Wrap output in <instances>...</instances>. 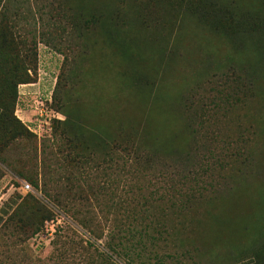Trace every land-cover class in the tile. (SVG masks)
<instances>
[{
    "label": "rangeland",
    "instance_id": "obj_1",
    "mask_svg": "<svg viewBox=\"0 0 264 264\" xmlns=\"http://www.w3.org/2000/svg\"><path fill=\"white\" fill-rule=\"evenodd\" d=\"M181 1L0 0V157L9 163L0 165V264H253L264 246V54L245 39L252 48L228 56L236 34L209 41L186 18L171 28ZM249 5L264 19L259 2ZM129 62L147 74L129 76ZM233 79L242 88L231 94ZM193 97L227 102L209 119L223 133L196 153L209 155L206 172L174 167L190 141L177 112ZM14 107L34 141L15 136ZM118 119L170 143L161 157L177 173L172 185L156 178L158 161L120 149ZM198 177L202 195L185 197Z\"/></svg>",
    "mask_w": 264,
    "mask_h": 264
},
{
    "label": "trees",
    "instance_id": "obj_2",
    "mask_svg": "<svg viewBox=\"0 0 264 264\" xmlns=\"http://www.w3.org/2000/svg\"><path fill=\"white\" fill-rule=\"evenodd\" d=\"M152 2L153 4H157L161 0H148ZM174 1V0H173ZM190 0H183L180 4H183L181 6L180 11H178V18L179 21L175 24L176 21L174 19H170V17H166V22L168 21V26L172 28L173 25H180V23L183 21V18H186L184 20L188 21L191 26H193L195 29L199 31V33L204 34L207 36L208 40H215L218 36H226L227 38L232 36L234 34L237 35V38L234 40H229L233 38H228L229 42H227L229 45H227V55L233 56V55H239L246 51L247 48H252L247 42H252L257 49L252 48L257 52V54L260 56L259 61H261V57L264 54L260 50V46H263L264 48V19L259 18V14L257 11L252 9L249 5L251 0H198V2L190 3ZM261 4V6L264 8V0H255ZM147 3V0H145ZM185 2V4H184ZM240 2V3H239ZM164 3V4H163ZM169 3H172V0H162V6L166 8V6H169ZM177 2H175L176 4ZM178 5V3H177ZM122 8V7H121ZM264 13V12H263ZM5 12L3 10L0 11V27L3 28V20H5ZM119 17V16H118ZM111 18V17H110ZM109 18V19H110ZM176 20V19H175ZM183 24V23H182ZM181 24V25H182ZM10 27V25H7ZM168 26H166L168 28ZM8 27V28H9ZM6 28V25L4 26ZM3 28V29H4ZM179 29V26H178ZM10 32L9 29L5 32ZM254 31V32H253ZM11 33V32H10ZM9 33V34H10ZM175 33H178L176 30ZM240 35V36H239ZM57 36V35H56ZM247 42H246V40ZM158 40V39H157ZM46 42H48V39H45ZM244 41V43H242ZM159 43V42H158ZM247 43L248 45L244 46V44ZM153 44H156L153 42ZM153 48L157 47L153 46ZM152 48V49H153ZM58 49V47H57ZM161 49V47H160ZM240 56V55H239ZM65 58V55H64ZM163 60V59H162ZM127 73H129V76H132L134 73H142L144 72L146 75V67H140L133 66L131 62H129ZM140 71V72H139ZM202 72H205V67H202ZM30 73V72H29ZM31 74V73H30ZM248 76V75H247ZM226 77V76H225ZM59 76L57 77L55 83L57 84ZM130 78V77H129ZM228 79V78H225ZM246 80L248 83L255 82V77L253 75H249ZM29 82L27 79H18L16 82ZM137 83L136 85L138 87H135L137 89L142 90L141 92H144L146 88H148V85L146 83V86H143L138 79H136ZM234 81V82H233ZM233 81L229 82L228 85L231 91V94L235 93L236 90L241 89V85H237V81L233 79ZM54 83V85H55ZM241 83V81H240ZM140 92V91H139ZM15 95V89L13 90V96ZM198 97V95H197ZM204 102V104H199L198 102ZM227 106V102H215L213 106L209 107L207 104H205L204 99L197 98H188L185 100V107L184 110L177 112L180 115V119L182 120V128H181V136L184 134L185 136L190 134V141L187 143L188 148L184 152V156L180 157L181 161L178 164H175L174 167L180 168L181 165L189 164L192 168V170L200 169L199 171H204L209 169L208 166V156L205 155L204 151H202L199 156H197V152L199 151L200 147L206 146L208 147L207 143H209L210 138L213 136H219L220 133H223V130L220 129L219 123L221 120L217 121V123L212 124L210 122V114H223L224 113V106ZM14 106V105H13ZM15 108V107H14ZM1 113V112H0ZM12 119L13 122V129L16 130L15 136L28 139L30 142L34 141V133L28 128V125L20 120L16 115L14 114V109H12ZM4 116V115H3ZM68 118V113L65 114V118L63 122H65ZM116 133L114 134L115 138L117 139L120 149L126 150L128 154L132 152L133 154L130 155L131 159L136 160L140 157L139 154L143 153V156L146 158V162L153 163L156 165V162L158 161V167H157V175L156 178L160 177V173L163 176H165V180L169 185H172V183L175 181L177 173H174V171H170L167 169V165L163 163V159L161 156H163L162 151L165 150V148L168 147L170 143H166V141H153L152 136H149V134H145V132H139L136 127L132 125V122H129L127 120H121L118 119V122L115 126ZM200 139V142H196V140ZM227 140V143H230L229 135L225 137ZM129 140V141H127ZM203 140L207 143L203 144ZM32 144V143H31ZM190 147V148H189ZM143 149V150H140ZM211 149H208V151ZM214 153V152H213ZM203 154V155H202ZM142 156V157H143ZM216 157L218 155H210V158ZM161 157V158H160ZM44 158H39L40 162H43ZM218 160V159H217ZM44 163V162H43ZM121 163H124V159L121 158ZM148 163L149 169H154L152 165ZM5 165L9 167L8 161L6 162V159L3 157H0V165ZM20 171L17 172V176H20ZM19 174V175H18ZM144 176V175H143ZM181 177L184 178V176L181 174ZM157 180V179H156ZM200 181V182H198ZM201 181L203 183H201ZM34 182V180H33ZM204 180L199 178L194 181L195 188L191 189L190 195H185V192L183 191L182 194L185 195V197L189 196V199H191V195H202V190L204 189ZM200 183V184H199ZM35 184V182H34ZM198 184V185H196ZM188 199V200H189ZM200 200L199 196H197V202ZM187 201V198L184 199V202ZM9 215L8 219L3 221V227H5V230L10 229L15 222L13 221V217ZM16 216V215H15ZM18 217V216H17ZM45 219H48V216H43L40 220V222L36 225L32 224V231L36 232L39 230L41 222L45 221ZM18 220H23V218H18ZM19 224V223H18ZM24 232V231H23ZM253 259V264H264V246L262 244L258 247L257 250L251 251ZM158 258V257H156Z\"/></svg>",
    "mask_w": 264,
    "mask_h": 264
},
{
    "label": "built area",
    "instance_id": "obj_3",
    "mask_svg": "<svg viewBox=\"0 0 264 264\" xmlns=\"http://www.w3.org/2000/svg\"><path fill=\"white\" fill-rule=\"evenodd\" d=\"M38 102H40V106L37 108V113L41 114L42 109L44 110V102H42V99L39 100ZM19 181V185L17 188H19L20 191L22 192H27L29 190H31L32 188H30V185L27 181L23 180V179H18ZM4 185H0V206L2 204V200L4 199L3 195H5V193L7 192L6 190H4Z\"/></svg>",
    "mask_w": 264,
    "mask_h": 264
},
{
    "label": "crops",
    "instance_id": "obj_4",
    "mask_svg": "<svg viewBox=\"0 0 264 264\" xmlns=\"http://www.w3.org/2000/svg\"><path fill=\"white\" fill-rule=\"evenodd\" d=\"M23 84H34L33 82H25V83H23ZM28 90V89H27ZM27 90H24V91H27ZM42 90H43V88H42ZM48 92H50V91H48ZM24 111V110H23ZM14 113H15V115L20 119V120H23V115L24 114H21L20 112H18L17 110H16V108H15V110H14ZM25 118H29V115L28 116H26ZM30 120V119H29Z\"/></svg>",
    "mask_w": 264,
    "mask_h": 264
}]
</instances>
